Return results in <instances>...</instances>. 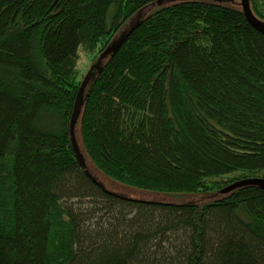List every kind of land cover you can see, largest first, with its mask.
<instances>
[{
	"label": "trees",
	"instance_id": "16d2710c",
	"mask_svg": "<svg viewBox=\"0 0 264 264\" xmlns=\"http://www.w3.org/2000/svg\"><path fill=\"white\" fill-rule=\"evenodd\" d=\"M157 1L0 0V264H264V189L219 192L264 178V34L239 0L171 1L125 30ZM87 75L85 157L177 200L79 163Z\"/></svg>",
	"mask_w": 264,
	"mask_h": 264
},
{
	"label": "water",
	"instance_id": "95a60500",
	"mask_svg": "<svg viewBox=\"0 0 264 264\" xmlns=\"http://www.w3.org/2000/svg\"><path fill=\"white\" fill-rule=\"evenodd\" d=\"M171 1H179V0H158L156 3H151V4H153L150 7L152 9L149 8L148 12H150L154 8L161 6L165 3L169 4V2H171ZM218 1L223 2L225 0H218ZM238 3H239V5H241L242 12L247 17V20L249 21V23L252 24L256 29H258L260 32H262L264 34V20L253 12L251 2H249V0H239ZM134 23H135V20H133L132 22H130L127 25L129 26V25H132ZM126 28H127V26H126ZM126 28H125V30H126ZM120 44H121L120 40L115 41V43L111 44L109 47H107L105 49L104 53L102 54V57L111 53L112 51H116V49L119 47ZM88 80H89V75H87L85 77L84 82L80 85L81 87H80V89L77 93V96H76L77 98H76V101H75L74 107H73L74 111L71 115V118H70L71 121H70V126H69L70 142L72 143V147H73V150L76 154V158L78 159L79 163H81L84 168H88V163H87V158L85 157L84 152H82L81 148H80V143H79L78 137H77L76 126H77V122L79 120L78 118H79L81 111L83 109L82 108V103H83V97L82 96L85 92V88L87 87L86 85H87ZM253 184L264 189V178L253 177V178H243L242 180H236L234 182H231V184L226 185L225 187H222L219 192L220 193H229L232 190H234L235 188L243 187L244 185H253ZM102 186L104 188H106L105 184H102ZM108 191H110V190H108ZM144 198H146V197H144ZM186 202H188V201H186Z\"/></svg>",
	"mask_w": 264,
	"mask_h": 264
},
{
	"label": "rangeland",
	"instance_id": "374dc122",
	"mask_svg": "<svg viewBox=\"0 0 264 264\" xmlns=\"http://www.w3.org/2000/svg\"><path fill=\"white\" fill-rule=\"evenodd\" d=\"M235 4L239 5L238 2H234ZM230 4V3H229ZM153 4H148L146 8L137 11L135 14H133L130 19H128L126 21V24L124 25V28L126 27V25L130 22H132L133 20H135V23L137 21H139L140 19H142V17L146 16L148 13V9L152 6ZM152 9V8H150ZM81 58H80V64H81V69H82V73H84L86 71V69L89 66V57L88 54L85 51H81ZM87 163L90 167V172L94 173V175L97 177V179L99 181H101L102 184H105V186L107 187L108 190L110 191H114L116 193L119 194H126L129 195L130 197H138V198H151V199H162L166 197V194L169 193H163V192H159V191H150L147 189H141L138 188L136 186H131L127 183L124 182H120L117 181L115 179H113L112 177L110 178L109 176H107L105 173H103L100 169H98L94 163H92V161L90 160L89 157H87ZM217 195L216 193H210V194H194V195H186L183 197V199L185 201H194L197 203H204V202H209L210 200H212V198ZM170 197H174V194H169ZM177 196V195H176ZM178 198V197H177ZM177 198L175 200H177Z\"/></svg>",
	"mask_w": 264,
	"mask_h": 264
}]
</instances>
